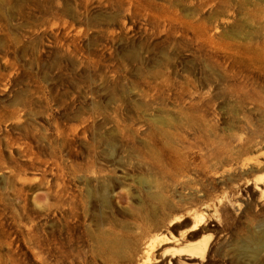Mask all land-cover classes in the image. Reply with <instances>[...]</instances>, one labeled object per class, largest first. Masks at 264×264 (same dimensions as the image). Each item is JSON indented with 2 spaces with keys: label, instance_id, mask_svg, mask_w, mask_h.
Returning a JSON list of instances; mask_svg holds the SVG:
<instances>
[{
  "label": "rangeland",
  "instance_id": "374dc122",
  "mask_svg": "<svg viewBox=\"0 0 264 264\" xmlns=\"http://www.w3.org/2000/svg\"><path fill=\"white\" fill-rule=\"evenodd\" d=\"M0 264H264V0H0Z\"/></svg>",
  "mask_w": 264,
  "mask_h": 264
},
{
  "label": "trees",
  "instance_id": "16d2710c",
  "mask_svg": "<svg viewBox=\"0 0 264 264\" xmlns=\"http://www.w3.org/2000/svg\"><path fill=\"white\" fill-rule=\"evenodd\" d=\"M261 215V214H257ZM247 217V211L243 210L239 215L235 216L232 214L222 213V218L224 221V231L230 233L231 235H235L238 228L242 227L244 223V219ZM227 223L229 224L227 226ZM226 225V226H225Z\"/></svg>",
  "mask_w": 264,
  "mask_h": 264
}]
</instances>
